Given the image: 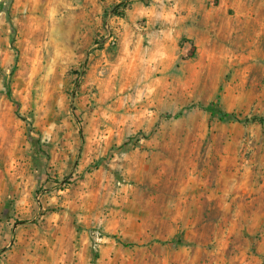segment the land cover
Segmentation results:
<instances>
[{
	"label": "rangeland",
	"instance_id": "obj_1",
	"mask_svg": "<svg viewBox=\"0 0 264 264\" xmlns=\"http://www.w3.org/2000/svg\"><path fill=\"white\" fill-rule=\"evenodd\" d=\"M256 116L264 0H0V264H264Z\"/></svg>",
	"mask_w": 264,
	"mask_h": 264
},
{
	"label": "trees",
	"instance_id": "obj_2",
	"mask_svg": "<svg viewBox=\"0 0 264 264\" xmlns=\"http://www.w3.org/2000/svg\"><path fill=\"white\" fill-rule=\"evenodd\" d=\"M205 109L209 111L212 117L217 118L222 122L240 121V117L238 116V114L234 112H228L222 107L220 102V96L217 98V100L212 106L206 107ZM249 121H259L261 123H264V116H256L252 119H246V122Z\"/></svg>",
	"mask_w": 264,
	"mask_h": 264
}]
</instances>
